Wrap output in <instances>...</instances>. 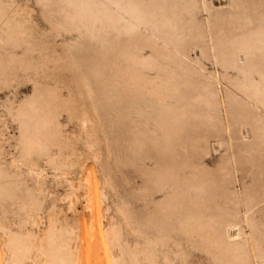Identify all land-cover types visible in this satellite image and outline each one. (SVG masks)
<instances>
[{
	"label": "rangeland",
	"instance_id": "obj_1",
	"mask_svg": "<svg viewBox=\"0 0 264 264\" xmlns=\"http://www.w3.org/2000/svg\"><path fill=\"white\" fill-rule=\"evenodd\" d=\"M0 264H264V0H0Z\"/></svg>",
	"mask_w": 264,
	"mask_h": 264
}]
</instances>
